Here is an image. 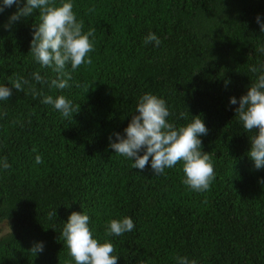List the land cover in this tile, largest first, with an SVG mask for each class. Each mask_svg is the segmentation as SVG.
Listing matches in <instances>:
<instances>
[{
    "label": "trees",
    "instance_id": "obj_1",
    "mask_svg": "<svg viewBox=\"0 0 264 264\" xmlns=\"http://www.w3.org/2000/svg\"><path fill=\"white\" fill-rule=\"evenodd\" d=\"M71 2L83 31L96 30L92 63L75 72L66 66L69 88L35 86L44 95H64L79 111L64 118L41 103L43 96L15 89L0 100V162L6 157L11 166L0 163V223L9 225L0 236V264H75L61 235L73 211L90 216L93 238L114 245L118 264H178L177 257L264 264V169H255L248 155L255 132L236 116L239 104L230 105L261 74L250 69L264 65L258 51L264 32L256 21L259 15L264 22V0ZM16 11L13 5L0 14V86L31 80L36 71L50 82L57 74L30 52L39 10L6 29ZM149 33L159 47L144 43ZM146 93L166 100L167 119L177 128L203 119L209 131L200 137L202 151L216 175L210 190L182 182V161L155 175L150 163L134 169L109 148V136L124 134ZM36 155L43 163H35ZM50 212L56 216L49 219ZM125 217L134 230L107 235L109 222ZM40 242L43 252L29 251Z\"/></svg>",
    "mask_w": 264,
    "mask_h": 264
},
{
    "label": "clouds",
    "instance_id": "obj_2",
    "mask_svg": "<svg viewBox=\"0 0 264 264\" xmlns=\"http://www.w3.org/2000/svg\"><path fill=\"white\" fill-rule=\"evenodd\" d=\"M13 5L17 11L9 17L8 24L4 25L6 29L14 22L39 10L41 22L34 26L30 52L41 67L51 68L57 76L50 82L39 71L31 74V80L17 77L11 81V87L0 86V100H9L15 89L25 95L31 94L33 98L43 96L41 103L51 105L64 118L73 116V113L79 110L73 106L71 100L64 95L55 98L52 95H44L35 84H48L49 87L60 90L71 87L69 80L72 79V73L66 71V66L70 64L72 72H75L81 65L92 63L89 54L94 51L95 28H89L86 33L83 31L84 21L77 19L71 0H61L59 5L56 0H2L0 14ZM256 21L260 25V31L264 32V22H261L259 15ZM152 42L156 47L161 45V40L155 33H149L144 39L145 44ZM258 51L264 53V47ZM250 71L261 74L239 100L231 97L230 105L239 104L235 109L236 116L247 132H255V135L250 137L251 150L248 155L254 161V168L259 170L264 169V65L260 68L252 67ZM85 87L87 91L88 86ZM136 112L138 115H133L123 135L114 133L115 140L109 136V148L116 154L132 160L134 169L145 170L150 163L155 175L163 174L166 168H173L182 161L186 177L182 182L194 191L210 190L216 175L209 153L202 151L200 137L206 136L209 131L203 119L194 116L195 119L187 126L177 128L167 119L172 113L166 100L151 93L140 97ZM180 115L183 118L186 114ZM0 163L5 170L11 167L6 157ZM35 163H43L41 155H36ZM260 183H264V180ZM53 216H56V212L48 213L49 219ZM90 219L86 213L73 211L65 223L61 235L70 256L75 264H118L119 258L113 255L114 245L111 242L100 243L98 239L93 238L89 227ZM134 228L131 217L113 219L109 222L107 235L122 236ZM29 251L35 255L43 252V242L35 243ZM176 259L178 264H196L195 260L189 261L187 257Z\"/></svg>",
    "mask_w": 264,
    "mask_h": 264
},
{
    "label": "rangeland",
    "instance_id": "obj_3",
    "mask_svg": "<svg viewBox=\"0 0 264 264\" xmlns=\"http://www.w3.org/2000/svg\"><path fill=\"white\" fill-rule=\"evenodd\" d=\"M9 231V225L6 222L0 223V236Z\"/></svg>",
    "mask_w": 264,
    "mask_h": 264
}]
</instances>
